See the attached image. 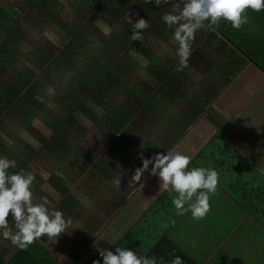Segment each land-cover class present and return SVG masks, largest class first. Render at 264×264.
Here are the masks:
<instances>
[{
  "label": "crops",
  "instance_id": "1",
  "mask_svg": "<svg viewBox=\"0 0 264 264\" xmlns=\"http://www.w3.org/2000/svg\"><path fill=\"white\" fill-rule=\"evenodd\" d=\"M94 1L1 2L0 155L15 161L10 172L35 170L34 196L72 223L34 240L48 258L0 238V264L19 251L92 264L115 245L169 260L160 241L183 264H264V69L202 36L178 71L160 19L169 5L152 3L147 18L148 0ZM137 17L149 27L130 40ZM166 150L217 170L203 218L177 214L155 175L128 182L140 154Z\"/></svg>",
  "mask_w": 264,
  "mask_h": 264
},
{
  "label": "clouds",
  "instance_id": "2",
  "mask_svg": "<svg viewBox=\"0 0 264 264\" xmlns=\"http://www.w3.org/2000/svg\"><path fill=\"white\" fill-rule=\"evenodd\" d=\"M151 2L160 5L168 0ZM246 9L260 12L264 10V0H173L172 7L162 12L160 19L172 29L177 70L187 65L190 45L198 30L214 31L221 20L230 23L233 29H239L248 22ZM129 23L130 40H141L143 30L149 27L148 21L137 17ZM104 31L107 34L108 29ZM163 47L167 49V45ZM143 63L146 65L147 61ZM140 160V166L133 170L129 183H142L146 172L155 175L158 190L168 194L177 214L189 212L193 219H201L207 214L209 196L216 191L219 177L215 168L188 167L191 156L172 150L155 152L147 158L140 154ZM13 167L14 160L0 155V238L24 249L42 235L53 238L66 231L72 223L71 218L51 206L46 197L34 196L35 170L8 171ZM9 215L11 224L7 219ZM99 256L101 259H93L92 264H183L179 255L171 254V259L165 260L163 256L141 254L120 245L113 250H99Z\"/></svg>",
  "mask_w": 264,
  "mask_h": 264
},
{
  "label": "trees",
  "instance_id": "3",
  "mask_svg": "<svg viewBox=\"0 0 264 264\" xmlns=\"http://www.w3.org/2000/svg\"><path fill=\"white\" fill-rule=\"evenodd\" d=\"M28 1L32 5L38 6L39 0H28ZM94 2H97V1L95 0ZM172 3H173V0H168L167 3H163L167 6L169 5V7L161 6V11L164 12V11L169 10L172 7ZM147 4H149V7L145 8L144 11L146 12H144V15L145 17L150 18L151 14L154 13L150 9V6L152 5L151 0H148ZM245 11L248 16V22L246 24H242L239 29H233L230 23L224 20H221L219 24L215 26L214 31H210L208 29L198 30L195 33L193 40H198L202 36H204L203 43L205 45L215 46L217 43H219V41L222 42L223 39L224 40L226 39L229 42H231L232 45L236 49H238L244 57H246L247 59L254 60L260 67L264 69V63L261 62L262 60H259L264 56V38L263 40L257 39V37L260 38L258 33L261 32V26L264 27V10H261L260 12H255L251 9H246ZM8 13H10V9L7 8L6 4L5 3L0 4V16L7 15ZM250 34L253 37H251ZM223 44H226V43H223ZM221 50L223 51L224 49L221 47ZM156 248L167 249L165 250L166 251L165 253L169 252V258L171 259L170 251L173 250V248L170 245L168 246V243L166 241H160L158 245H156L155 249ZM32 249L34 250L40 249L39 252H36L37 253L36 257L38 256V258H41L42 256H45V258H48L46 254L47 253L46 249L44 247H41L34 241L30 244V250ZM22 252L19 251V253H16L13 264H43L38 261V258H36L33 255V253H30V254L26 253L23 255ZM172 253L173 251H171V254ZM45 264H48V263H45ZM49 264H59V263L52 261V263H49Z\"/></svg>",
  "mask_w": 264,
  "mask_h": 264
},
{
  "label": "rangeland",
  "instance_id": "4",
  "mask_svg": "<svg viewBox=\"0 0 264 264\" xmlns=\"http://www.w3.org/2000/svg\"><path fill=\"white\" fill-rule=\"evenodd\" d=\"M15 0H0V4H1V2H8V3H10V2H14ZM7 6V5H6ZM8 7V6H7ZM109 241H111L110 239H109Z\"/></svg>",
  "mask_w": 264,
  "mask_h": 264
}]
</instances>
